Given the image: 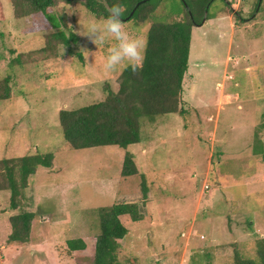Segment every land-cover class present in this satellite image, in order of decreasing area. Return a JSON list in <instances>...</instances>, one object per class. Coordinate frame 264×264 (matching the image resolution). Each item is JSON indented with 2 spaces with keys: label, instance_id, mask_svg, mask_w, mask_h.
I'll return each instance as SVG.
<instances>
[{
  "label": "rangeland",
  "instance_id": "rangeland-1",
  "mask_svg": "<svg viewBox=\"0 0 264 264\" xmlns=\"http://www.w3.org/2000/svg\"><path fill=\"white\" fill-rule=\"evenodd\" d=\"M73 1L55 0L48 9L62 24L56 28L41 12H26V2L0 0V79L10 75L13 87V97L0 101V159L54 155L52 167L39 166L21 198L24 209L48 216L30 233L45 243L43 250L30 248V240L14 249L7 243L0 264H90L99 209L124 202H136L143 218L121 216L128 234L119 241V264H202L200 250L210 251L211 264H233V244L243 253L248 242L264 236V156L255 150L264 152V0H212L208 19L204 15L192 28L184 114L143 118L139 143L82 149L64 141L60 110L104 100L108 89L117 90L125 67L101 74L104 48L80 34L79 22L91 12L84 0ZM157 4L144 23L122 20L145 45L153 21L185 13L180 0ZM60 31L79 40L63 45ZM21 53V63L8 66ZM126 153L134 155L135 175H122ZM9 205L10 192L3 191L0 212ZM53 214L60 233L50 232L56 230L48 220ZM73 238H84L87 248L67 261L63 255Z\"/></svg>",
  "mask_w": 264,
  "mask_h": 264
},
{
  "label": "trees",
  "instance_id": "trees-1",
  "mask_svg": "<svg viewBox=\"0 0 264 264\" xmlns=\"http://www.w3.org/2000/svg\"><path fill=\"white\" fill-rule=\"evenodd\" d=\"M29 6L28 13L41 12L53 27L62 24L53 19L49 8L55 0H19ZM68 2H74L68 0ZM82 4L97 18L106 16L105 3L102 0H84ZM185 11L184 16L173 21H153L147 32V41L142 65L133 72L124 68L118 79L117 90H107L104 100L84 105L76 109H61L59 123L64 141L73 149L91 148L97 146L128 145L141 141V120L147 118L155 121L166 114H184L181 106L183 81L189 67L192 28L201 24L204 15L208 14L212 0H180ZM262 2V1H261ZM120 3L125 12L121 20H135L144 23L154 16L157 0H107V6ZM140 3V4H138ZM261 4V3H260ZM260 7V6H259ZM257 8V5H256ZM256 10V9H255ZM242 18L237 12L231 10ZM254 14V11L253 13ZM4 14L0 2V22ZM63 45L79 37L63 31L57 35ZM46 50V47H43ZM23 53L17 55L12 64L21 63ZM26 54V53H25ZM32 53H29L30 56ZM12 77L7 75L0 79V101L13 96ZM256 152H264L259 146ZM53 153H40L0 159V191L10 192V208L20 209L21 198L29 185V180L39 166L52 167ZM123 176L138 173L134 155L126 153L122 168ZM141 191L147 198L149 187L144 175H141ZM35 213L21 211L10 217L11 233L7 243H26L29 241L32 221ZM128 215L132 221H140L143 216L136 202L115 203L99 209L100 233L96 238L94 259L90 264H119V241L128 234L127 226L121 216ZM241 252L239 245H234L233 264H264V236L256 237ZM251 247V248H250ZM83 239L67 241L69 252L84 250ZM250 253V254H247ZM255 253V254H254ZM254 254V255H253ZM207 264L211 263L212 255L208 254ZM253 255V256H252Z\"/></svg>",
  "mask_w": 264,
  "mask_h": 264
},
{
  "label": "clouds",
  "instance_id": "clouds-1",
  "mask_svg": "<svg viewBox=\"0 0 264 264\" xmlns=\"http://www.w3.org/2000/svg\"><path fill=\"white\" fill-rule=\"evenodd\" d=\"M102 2L105 3L108 14L97 18L88 13L86 22H79L82 26L80 34L87 36L97 49L104 48L105 54L99 67L102 75H111L122 67L130 68L135 72L142 65L145 41L125 28L121 20L125 12L124 5L115 3L108 7L107 0ZM63 52L64 47L61 48V54ZM96 52L93 53L94 57ZM87 56L88 52L85 58Z\"/></svg>",
  "mask_w": 264,
  "mask_h": 264
},
{
  "label": "crops",
  "instance_id": "crops-1",
  "mask_svg": "<svg viewBox=\"0 0 264 264\" xmlns=\"http://www.w3.org/2000/svg\"><path fill=\"white\" fill-rule=\"evenodd\" d=\"M230 16V15H229ZM231 23V22H230ZM248 23H250V22H248ZM252 23V22H251ZM249 25V24H248ZM247 25V26H248ZM230 26H231V24H230ZM235 26V25H234ZM246 27V26H245ZM241 28H244V26L243 27H241ZM247 28V27H246ZM246 28H244V29H246ZM233 30H235L234 28L233 29H231V38H232V36H233ZM229 56H228V61H230L229 60ZM228 61H227V63H228ZM11 65H12V63L10 62V64H8V66H10L11 67ZM231 96V95H230ZM13 97V96H12ZM38 170V169H37ZM37 172V171H36ZM33 176V175H32ZM29 186V185H28ZM6 191H8V190H6ZM3 192V191H2ZM2 192H0V193H2ZM13 210L14 211H16V212H13ZM12 210V208H10V205H9V209L8 210H5V211H2V212H0V215H1V217H0V241H2L1 239H4L6 242L4 243V244H0V248H3V249H6L7 248V239H8V236H9V234L11 233V224H10V217L11 216H13V215H15V214H17V213H19V212H21V211H28V210H26V209H24L23 207H21L20 209H13ZM30 212H34L36 215H35V218L33 219V221H32V227H34V225H37V223H38V221H40L41 219H40V217H42V219H45V218H48V216L47 215H45L46 213H42V214H37L35 211H30ZM57 214H53L48 220H50L51 219V221H53V223H56L55 225H54V228H56V230L55 229H53V228H51L52 229V231H50L51 232V234H54L55 232H57L62 226L60 225V221H58L59 220V217L58 216H56ZM40 219V220H39ZM53 223H51V224H49V225H53ZM39 224V223H38ZM63 228V227H62ZM61 231L59 230V232L58 233H60ZM50 235V234H49ZM256 238V237H255ZM254 238V239H255ZM73 239H77V238H73ZM81 239H83L84 240V242L86 243V241H85V239L84 238H81ZM253 239V240H254ZM29 242L28 243H30L29 244V246H30V248H34V247H36L34 250H39V251H41V250H43V249H41L44 245L43 244H45V243H43L42 241H40V240H36V241H33L32 240V235H30V238H29ZM68 240H70V239H68ZM67 240V241H68ZM3 242V241H2ZM15 244H16V242H14ZM14 243H12L11 245H10V247L9 248H11V249H14V247H13V245H14ZM67 245V244H66ZM67 247V246H66ZM23 247L21 246V245H19V249H18V253H14V255H17V254H19V252H21V249H22ZM86 248H87V243H86ZM85 248V249H86ZM57 249V248H56ZM84 249V250H85ZM12 251H14V250H12ZM79 251H83V250H75V251H73V252H69L68 251V249H67V251H66V253L63 255V257H65V259L67 260V261H70L72 258H73V255H76ZM204 251V250H203ZM11 251H9V253H10ZM196 252V251H195ZM198 253H200V255L201 254H203V256H204V262H202V264H207V262H206V260L208 259V254H210V251H204V252H201V250L200 251H198ZM57 255H59V253L57 254ZM185 262V261H184ZM186 262H187V260H186ZM209 264V263H208ZM211 264V263H210Z\"/></svg>",
  "mask_w": 264,
  "mask_h": 264
},
{
  "label": "water",
  "instance_id": "water-1",
  "mask_svg": "<svg viewBox=\"0 0 264 264\" xmlns=\"http://www.w3.org/2000/svg\"><path fill=\"white\" fill-rule=\"evenodd\" d=\"M138 4H140V3H138ZM125 19H127V18H125Z\"/></svg>",
  "mask_w": 264,
  "mask_h": 264
}]
</instances>
